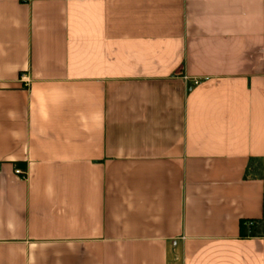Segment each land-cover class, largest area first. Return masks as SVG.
Here are the masks:
<instances>
[{
	"label": "crops",
	"instance_id": "1",
	"mask_svg": "<svg viewBox=\"0 0 264 264\" xmlns=\"http://www.w3.org/2000/svg\"><path fill=\"white\" fill-rule=\"evenodd\" d=\"M0 264H264V0H0Z\"/></svg>",
	"mask_w": 264,
	"mask_h": 264
},
{
	"label": "built area",
	"instance_id": "2",
	"mask_svg": "<svg viewBox=\"0 0 264 264\" xmlns=\"http://www.w3.org/2000/svg\"><path fill=\"white\" fill-rule=\"evenodd\" d=\"M194 82L197 83V80H195ZM16 173H17V174H22V175H23V176H22L23 178L26 177V174H25L24 172H22L20 169H16ZM245 225H247V226L250 227L248 233H249V234H252V229H251V227L254 225V222H253V221H248V222L245 223Z\"/></svg>",
	"mask_w": 264,
	"mask_h": 264
}]
</instances>
